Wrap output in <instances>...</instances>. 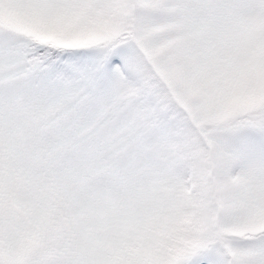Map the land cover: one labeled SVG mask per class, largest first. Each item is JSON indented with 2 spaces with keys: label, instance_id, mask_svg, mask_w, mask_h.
Instances as JSON below:
<instances>
[{
  "label": "snow or ice",
  "instance_id": "snow-or-ice-1",
  "mask_svg": "<svg viewBox=\"0 0 264 264\" xmlns=\"http://www.w3.org/2000/svg\"><path fill=\"white\" fill-rule=\"evenodd\" d=\"M0 264H264V0H0Z\"/></svg>",
  "mask_w": 264,
  "mask_h": 264
}]
</instances>
